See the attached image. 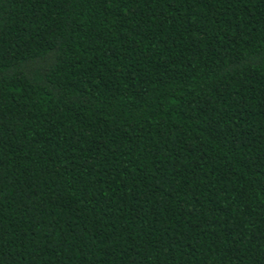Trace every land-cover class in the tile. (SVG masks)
<instances>
[{"label": "trees", "instance_id": "trees-1", "mask_svg": "<svg viewBox=\"0 0 264 264\" xmlns=\"http://www.w3.org/2000/svg\"><path fill=\"white\" fill-rule=\"evenodd\" d=\"M0 264H264V0H0Z\"/></svg>", "mask_w": 264, "mask_h": 264}]
</instances>
